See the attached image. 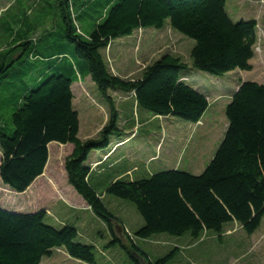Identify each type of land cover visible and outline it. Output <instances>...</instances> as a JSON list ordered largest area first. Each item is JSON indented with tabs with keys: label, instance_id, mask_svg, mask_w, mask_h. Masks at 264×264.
Instances as JSON below:
<instances>
[{
	"label": "trees",
	"instance_id": "1",
	"mask_svg": "<svg viewBox=\"0 0 264 264\" xmlns=\"http://www.w3.org/2000/svg\"><path fill=\"white\" fill-rule=\"evenodd\" d=\"M78 1L58 0L62 29L53 34L64 50L45 56L34 46L31 57L41 63L30 64L29 73L21 69V55L11 59L17 50L32 45L34 40L28 35L0 51V95L10 100L9 112L13 110L12 125L6 128L0 122V179L11 191L23 193L44 174L49 144H72L65 161L68 183L114 234L116 216L105 203L88 163L93 151L107 150L113 135L122 136L108 92H132L139 108L158 118L176 117L190 123L200 122L210 103L205 91L183 77L188 65L177 56L167 53L139 79L126 80L110 72L103 50L137 30H162L169 23L195 41L191 51L194 68L215 76L236 69L252 71L258 21L235 22L226 0ZM99 6L100 17L85 33L78 22L81 14L99 12ZM46 37L47 47L55 48L57 38L51 41L50 33ZM87 77L108 102L110 119L99 137L83 141L72 85ZM225 111V135L201 174L167 169L138 180L117 175L108 185L107 193L133 202L144 219L135 232L137 238L166 233L199 239L207 231L220 236L234 222L249 236L259 229L264 218V83L242 82ZM130 243L127 247L113 235L110 244L119 245L135 264H141L140 258L148 264H171L178 253L175 247L153 259L134 239ZM58 248L88 264L98 262L95 246L82 242L74 225L53 226L45 210L21 213L0 206V264H41Z\"/></svg>",
	"mask_w": 264,
	"mask_h": 264
},
{
	"label": "rangeland",
	"instance_id": "2",
	"mask_svg": "<svg viewBox=\"0 0 264 264\" xmlns=\"http://www.w3.org/2000/svg\"><path fill=\"white\" fill-rule=\"evenodd\" d=\"M81 1L83 0L78 3ZM226 9L235 22L241 19L258 21L255 56L251 60L252 71L236 69L224 76H215L194 68L191 51L195 41L175 31L169 23L162 30H137L130 37L115 40L102 52L110 72L126 80L139 79L148 66L167 53L177 56L188 65L183 77L210 95L211 106L213 105L205 112L202 122L190 123L176 117L158 118L152 112L139 108L132 92H108L119 116L118 127L122 136L113 135L106 151H93L89 157V165L105 203L116 216L113 221L114 234L85 202L76 197L68 184L65 161L73 151L72 144H50L45 172L27 193L11 191L0 180V206L13 211L45 206L49 213L62 217L69 211L62 204H68L76 210L71 216L78 217L81 236L95 246L98 264H135L119 245L110 250L108 243L112 242L113 235L127 247H131L130 241L134 239L153 259L164 256L175 244L186 241L187 237L178 239L166 233L149 239H138L135 230L144 225V219L136 205L107 193L106 188L117 175L127 180H138L167 169L201 174L214 157L228 126L224 110L227 99L222 95L234 89L235 84L242 80L264 83V0H226ZM98 11L88 10L86 15L81 14L78 22L85 33L92 29L96 19L100 17L101 6ZM61 29L58 0H0V51L16 45L21 37L28 35L34 40L32 45L20 48L16 55L11 56L13 59L21 55L18 58V61L24 62L21 69L28 73L31 70L30 64L41 63L31 57L34 46L45 56L64 50L57 46L59 39L53 34H58ZM48 33L51 41L57 38L55 48L47 47ZM74 86L73 103L80 119L79 138L83 141L97 138L109 122L110 106L91 78L79 79ZM214 92L218 93L214 95ZM9 103L10 100L3 99L0 95V122L6 128L12 125L13 110L9 112ZM121 155L124 156L122 159ZM1 157L0 150V162ZM111 166H116V170H112ZM127 166L130 169L124 175H119L120 169ZM105 169L109 170L105 172ZM74 197L78 199L75 200ZM121 219L125 224L120 222ZM53 223L57 228L62 227L57 222ZM245 234L248 235L238 223L226 225L220 236L212 231L204 233L201 237L204 243L200 242L202 244L197 250L186 253L187 263L264 264V218L255 235L246 237ZM59 257L61 256L57 253L58 260ZM53 259L54 257H45L42 264H86L73 257L66 262ZM140 262L148 264L143 258H140Z\"/></svg>",
	"mask_w": 264,
	"mask_h": 264
},
{
	"label": "crops",
	"instance_id": "3",
	"mask_svg": "<svg viewBox=\"0 0 264 264\" xmlns=\"http://www.w3.org/2000/svg\"><path fill=\"white\" fill-rule=\"evenodd\" d=\"M2 51V50H1ZM41 73H42V69L39 71V78L42 76L41 75ZM38 78V77H37ZM87 78H90V77H87ZM247 80V79H246ZM243 82L245 81V80H242ZM242 81H240V83L239 82H237V84H235V88L234 89H230L229 91H227V94H220V95H222L223 96V98L225 97L226 99H227V101L224 103V110H226V107H227V105H228V103L230 102V99H231V97H232V95H233V93H234V91H236L237 90V88L239 87V85L242 83ZM75 83H77V82H75ZM74 83V84H75ZM74 84L72 85V91H73V93H74V88H73V86H74ZM75 87V86H74ZM218 92H214V95L215 94H217ZM210 96V95H209ZM208 96V100H209V103H210V106H209V108H211L212 106H211V102H210V97ZM74 98H75V94H74ZM74 100V99H73ZM216 102V101H215ZM218 103V102H217ZM73 106H74V103H73ZM200 122H202V120L200 121ZM51 144V143H50ZM49 144V145H50ZM73 148H74V146H73ZM95 152H97V151H95ZM94 152V153H95ZM99 152V151H98ZM101 152H103V151H101ZM121 157V159L124 157V156H120ZM88 163H89V161H88ZM123 164V163H122ZM115 165H117V166H119V165H121V164H115ZM130 169V167L129 166H127V167H125V168H121L120 169V173H119V175L121 174V175H124L128 170ZM45 172V171H44ZM43 175H41L40 177H38L34 182H33V184L25 191V192H23V193H20V194H25V193H27V191L30 189V188H32L35 184H36V182H38L39 180H40V178L42 177ZM1 180V179H0ZM2 182V181H1ZM69 184V183H68ZM70 185V184H69ZM71 186V185H70ZM72 187V186H71ZM73 191H74V194L76 195V197L78 196L79 197V199H81V201H83V202H85L86 203V205L87 206H89L88 204H87V202L75 191V189L72 187L71 188ZM75 198V197H74ZM78 198H75V200H77ZM64 207H66V208H68V210L69 211H67V213H66V215L65 216H62V217H60L59 215H53V214H51V213H49L47 210H46V208H45V206H40V207H38V208H36L37 206H34V208L33 209H31V208H29V207H26V208H23V210H15V211H17V212H21V213H32V212H36V211H40V210H45L46 212H47V218L49 219V222L53 225V226H55L54 225V223L53 222H57L58 224H60L62 227L63 226H65V225H67V224H71V225H74L76 228H77V230H78V233H79V238H80V240L82 241V242H85V243H92V242H90V241H88V239H85L84 237H82L81 236V234H80V227H78V217H76V216H71L72 215V212L74 211H76L74 208H72V207H70V206H68V204H62ZM90 208V207H89ZM6 209H8V208H6ZM74 209V210H73ZM91 209V208H90ZM8 210H10V209H8ZM93 212V211H92ZM101 220V219H100ZM124 220H122L121 219V221L120 222H122V223H124L123 222ZM126 222V221H125ZM234 223H236V222H234ZM125 224V223H124ZM230 224H232V223H230ZM56 227V226H55ZM61 227V228H62ZM138 229H136L135 231H137ZM243 230V229H242ZM206 234H209L210 233V231H207V232H205ZM256 233V232H255ZM255 233L253 234V235H255ZM253 235H251V236H249V235H246L245 234V236L247 237H252ZM153 237V236H152ZM187 237V240L186 241H184V242H181V243H178V244H175V247H177L178 248V253H177V255H176V257H175V259L173 260V262L171 263V264H175V262H177V264H188L189 262L187 261L188 260V257L186 256V253H188V252H191V251H193L194 249L195 250H197L196 248L200 245V244H202V243H204V240H202L201 238H199V239H194L190 234H185V235H182V236H178L177 238L178 239H181V238H186ZM139 239V238H138ZM200 242H202V243H200ZM108 246H109V248H110V250H113L114 249V247L115 246H112V244H110V243H108ZM174 247V248H175ZM145 251V250H144ZM146 252V251H145ZM57 253L58 254H60V256L61 257H59V260L56 258V255H57ZM101 253V252H100ZM147 253V252H146ZM148 254V253H147ZM50 257H54V259H57L58 261H61V259H62V261H64V262H66V260L68 259V260H70V255L64 250V249H62V248H58V249H55L54 251H53V254H52V256H50ZM49 257V258H50ZM101 257H103V254L101 253ZM53 259V260H54ZM101 259V258H100ZM83 262V261H82ZM188 262V263H187ZM84 263H86V262H84ZM41 264H42V262H41ZM86 264H88V263H86ZM97 264H98V262H97Z\"/></svg>",
	"mask_w": 264,
	"mask_h": 264
}]
</instances>
